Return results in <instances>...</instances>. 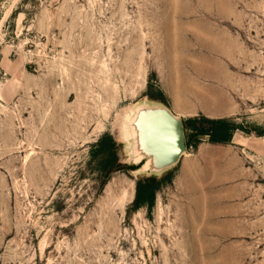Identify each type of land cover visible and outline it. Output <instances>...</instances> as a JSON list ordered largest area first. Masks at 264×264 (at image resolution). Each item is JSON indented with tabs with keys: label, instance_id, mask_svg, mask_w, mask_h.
Here are the masks:
<instances>
[{
	"label": "rangeland",
	"instance_id": "rangeland-1",
	"mask_svg": "<svg viewBox=\"0 0 264 264\" xmlns=\"http://www.w3.org/2000/svg\"><path fill=\"white\" fill-rule=\"evenodd\" d=\"M3 6L0 264H264V0ZM206 55L255 94L225 117L231 140L203 136L170 165L145 167L143 155L137 167L141 115L170 110L155 70ZM103 135L122 168L109 175ZM168 170L152 205L134 207L137 180ZM128 182L132 197L105 211L106 186Z\"/></svg>",
	"mask_w": 264,
	"mask_h": 264
},
{
	"label": "crops",
	"instance_id": "crops-1",
	"mask_svg": "<svg viewBox=\"0 0 264 264\" xmlns=\"http://www.w3.org/2000/svg\"><path fill=\"white\" fill-rule=\"evenodd\" d=\"M5 2L0 0V3ZM214 42L210 43V52L215 49L216 54L229 56L228 51L222 50L218 42ZM191 60L197 61L189 57L179 63V69L155 70L158 83L168 98L170 111L178 118L185 119L199 114L208 118L236 115L240 111L241 100L255 95L247 91L245 81H233L225 59L206 55L199 58L197 64ZM189 61L191 65H188Z\"/></svg>",
	"mask_w": 264,
	"mask_h": 264
},
{
	"label": "trees",
	"instance_id": "trees-1",
	"mask_svg": "<svg viewBox=\"0 0 264 264\" xmlns=\"http://www.w3.org/2000/svg\"><path fill=\"white\" fill-rule=\"evenodd\" d=\"M160 93L161 98H158V100L166 105L164 95L162 92ZM182 124L187 147H196L200 138L203 136H206L212 143H227L231 140L233 131L237 128L230 118H208L202 114L186 118ZM99 144L103 147L100 151L102 156L101 165L104 164L108 175L116 170L122 169L120 168V164H116L117 158L113 149L115 143L112 141V138L109 135H103L99 140ZM142 163L143 161H140L137 167H140ZM123 167L129 169L130 165L123 164ZM173 174V170H168L162 178L151 174L138 179L136 182L133 206L138 207L142 204L151 206L155 191L164 181L170 183Z\"/></svg>",
	"mask_w": 264,
	"mask_h": 264
},
{
	"label": "water",
	"instance_id": "water-1",
	"mask_svg": "<svg viewBox=\"0 0 264 264\" xmlns=\"http://www.w3.org/2000/svg\"><path fill=\"white\" fill-rule=\"evenodd\" d=\"M138 124L142 144L151 150L150 155L161 158V165L157 168L176 162L185 151L182 121L167 108H156L142 114Z\"/></svg>",
	"mask_w": 264,
	"mask_h": 264
},
{
	"label": "bare ground",
	"instance_id": "bare-ground-1",
	"mask_svg": "<svg viewBox=\"0 0 264 264\" xmlns=\"http://www.w3.org/2000/svg\"><path fill=\"white\" fill-rule=\"evenodd\" d=\"M17 0H6L4 3L3 9L5 15L9 14L12 11V8L16 4ZM149 148L144 144L137 146L135 153V161H140L143 155H146L143 166L149 168H157L160 166L161 158L158 156L150 155ZM114 183H110L105 188L106 195V203L103 205V209L110 213H113L119 209H121L124 204L132 197L133 194V182L121 183L113 185ZM115 191H117L115 193Z\"/></svg>",
	"mask_w": 264,
	"mask_h": 264
}]
</instances>
